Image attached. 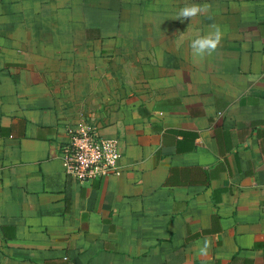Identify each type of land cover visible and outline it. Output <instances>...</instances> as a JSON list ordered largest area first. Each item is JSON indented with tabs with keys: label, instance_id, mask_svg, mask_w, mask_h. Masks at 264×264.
Segmentation results:
<instances>
[{
	"label": "crops",
	"instance_id": "obj_1",
	"mask_svg": "<svg viewBox=\"0 0 264 264\" xmlns=\"http://www.w3.org/2000/svg\"><path fill=\"white\" fill-rule=\"evenodd\" d=\"M85 125L120 176L65 175ZM0 264H264V0H0Z\"/></svg>",
	"mask_w": 264,
	"mask_h": 264
},
{
	"label": "built area",
	"instance_id": "obj_2",
	"mask_svg": "<svg viewBox=\"0 0 264 264\" xmlns=\"http://www.w3.org/2000/svg\"><path fill=\"white\" fill-rule=\"evenodd\" d=\"M69 141L61 148L65 175L78 183L118 177L122 153L116 140L103 138L93 126H80L68 132Z\"/></svg>",
	"mask_w": 264,
	"mask_h": 264
},
{
	"label": "clouds",
	"instance_id": "obj_3",
	"mask_svg": "<svg viewBox=\"0 0 264 264\" xmlns=\"http://www.w3.org/2000/svg\"><path fill=\"white\" fill-rule=\"evenodd\" d=\"M210 6L207 4L185 5L179 9L175 19L192 21L197 16L207 12ZM210 31L206 35L193 39L190 43L191 53L194 58L203 60L207 56L215 53L221 44L223 32L217 25H210ZM210 248V241L205 240L203 246L199 248L201 255H207Z\"/></svg>",
	"mask_w": 264,
	"mask_h": 264
}]
</instances>
